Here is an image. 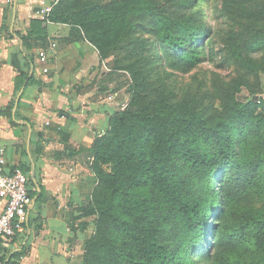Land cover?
Here are the masks:
<instances>
[{"label":"trees","instance_id":"1","mask_svg":"<svg viewBox=\"0 0 264 264\" xmlns=\"http://www.w3.org/2000/svg\"><path fill=\"white\" fill-rule=\"evenodd\" d=\"M155 2L58 0L47 18L71 24L103 59L142 26L137 17H148L155 51L193 66L210 30L194 13L156 12ZM239 12L263 21L230 46L254 70L242 50H264V3ZM128 92L90 149L96 186L80 210L93 232L82 264H264V98L232 97L208 112L194 102L147 100L133 84ZM25 252L10 251L1 264H18Z\"/></svg>","mask_w":264,"mask_h":264},{"label":"crops","instance_id":"2","mask_svg":"<svg viewBox=\"0 0 264 264\" xmlns=\"http://www.w3.org/2000/svg\"><path fill=\"white\" fill-rule=\"evenodd\" d=\"M55 4L0 0V149L7 167L27 174L32 196L23 230L0 247L8 259L25 245L18 264H82L83 236L70 226L85 199L77 184L93 176L90 149L117 110L119 92L99 78L95 46L47 18L43 10ZM39 48L48 51L46 73Z\"/></svg>","mask_w":264,"mask_h":264},{"label":"rangeland","instance_id":"3","mask_svg":"<svg viewBox=\"0 0 264 264\" xmlns=\"http://www.w3.org/2000/svg\"><path fill=\"white\" fill-rule=\"evenodd\" d=\"M88 1L105 3L113 0ZM262 3L264 0H194L191 4L182 5L181 0H156V12L171 17L194 13V19L210 30L200 46V61L188 67L179 59L156 52L158 44L154 40L155 34L146 30L151 24L150 19L137 17L142 26L125 38L120 48L101 59L99 78L112 82L110 86L119 92L114 100L116 109L128 103V87L131 84L147 100L160 97L169 102H194L208 112L220 110L223 103L232 97L240 99L246 94H254V97L264 98V50L254 53L242 50L256 63L255 69L251 70L235 60L230 48L231 43L239 45L247 37L251 26L263 25V21H251L239 11ZM119 61H123L124 65L134 61L135 66L117 68ZM135 71L137 74L134 75ZM99 90L104 92L109 88L104 89L101 84ZM95 186L96 180L91 175L81 177L77 184V188L84 192L85 199L79 204L73 222L77 234L83 236V242L93 232V227L91 222L85 224L91 218L80 209L91 199Z\"/></svg>","mask_w":264,"mask_h":264},{"label":"built area","instance_id":"4","mask_svg":"<svg viewBox=\"0 0 264 264\" xmlns=\"http://www.w3.org/2000/svg\"><path fill=\"white\" fill-rule=\"evenodd\" d=\"M58 0H53L56 2ZM51 6H46L43 11L49 12ZM54 45V44H52ZM37 56L42 64L41 71H48V51L39 48ZM110 94L107 98L112 99ZM32 203L29 194L28 176L19 167H7L5 152L0 149V247L3 243L12 239L18 232L22 231L27 217V209Z\"/></svg>","mask_w":264,"mask_h":264}]
</instances>
